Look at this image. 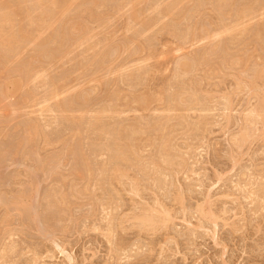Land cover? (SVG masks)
<instances>
[{"label": "rangeland", "instance_id": "rangeland-1", "mask_svg": "<svg viewBox=\"0 0 264 264\" xmlns=\"http://www.w3.org/2000/svg\"><path fill=\"white\" fill-rule=\"evenodd\" d=\"M0 264H264V0H0Z\"/></svg>", "mask_w": 264, "mask_h": 264}, {"label": "bare ground", "instance_id": "bare-ground-1", "mask_svg": "<svg viewBox=\"0 0 264 264\" xmlns=\"http://www.w3.org/2000/svg\"><path fill=\"white\" fill-rule=\"evenodd\" d=\"M33 1H34V0H33ZM88 1H89V0H88ZM100 1H101V0H100ZM58 2H59V1H57V5H59ZM59 3L61 4V2H59ZM260 3H261V2H260ZM33 6H34V5H33ZM119 7H120V6H119ZM244 8H245V7H244ZM244 8H243V9H244ZM250 8H252V7H250ZM218 9H219V8H218ZM254 9H255V8H254ZM250 10H251V9H248V8H247L246 11H245V10H244V11L247 13V12H249ZM257 10H258V9H257ZM258 11H259V10H258ZM7 17H8V16H7ZM8 18H9V17H8ZM8 18H6V19H8ZM97 19H98V18H97ZM229 31H230V30H229ZM11 46H12V44H11ZM6 47H7V46H6ZM10 48H11V47H10ZM10 53H12V52H10ZM1 54H2V53H1ZM172 110H173V109H172ZM166 111H167V110H166ZM166 111H165V112H166ZM133 130H134V129H133ZM144 130H145V129H144ZM134 131H135V130H134ZM136 132H137V131H136ZM138 132H140V131H138ZM143 133H144V131H143ZM134 135H137V134L134 133ZM129 136H130V135H129ZM127 138H128V137H127ZM132 138H133V137H132ZM134 139H135V138H133L132 141H134ZM129 140H130V138H129ZM162 141H163V140H162ZM162 141H161V142H162ZM133 144H134V142H133ZM130 145H131V144H130ZM161 145H162V144H161ZM164 145H166V144H164ZM132 146H134V145H132ZM132 146H131V147H132ZM162 146H163V145H162ZM135 147H136V146H134V148H135ZM164 147H166V146H164ZM127 148H128V147H127ZM169 148H170V146H169ZM129 149H131V148H129ZM135 149H136V148H135ZM135 149H134V152H136ZM165 149H166V148H164V150H165ZM122 150H123V149H122ZM118 151H119V149H118ZM162 151H163V150H162ZM119 152H120V151H119ZM119 152H118V153H119ZM164 152H165V151H164ZM123 153L125 154V152H122V154H123ZM122 154L120 153L119 155H122ZM160 154H161V153H160ZM119 155H117V158H118ZM162 155H163V154H162ZM124 156H127V155H124ZM164 156H166V154H165ZM138 157H139V156H138ZM166 157H167V156H166ZM168 157H169V156H168ZM163 158H164V157H163ZM162 160H163V159H162ZM163 161H164V160H163ZM166 161H167V160H166ZM143 162H144V161H143ZM167 162H168V161H167ZM169 162H170V161H169ZM169 162H168V163H169ZM164 163H165V162H164ZM157 164H158V163H157ZM150 165H151V164H150ZM153 165H154V163H153ZM157 170H158V169H157ZM114 171H115V170H114ZM154 180H155V179H154ZM161 186H162V185H161ZM136 192H137V191H136ZM261 199H262V198H261ZM145 212H146V211H145ZM146 213H147V212H146ZM142 214H144V213H142ZM142 214H141V215H142ZM147 214H148V213H147ZM167 214H168V213H167ZM144 215H145V216H144V217L142 218V220H141V222H142L141 225H142L143 227H145L146 230H147V227L150 228L153 224H157V223H156L157 218H155V219H156V220H155L153 217H150V216H149V215H151V213H149L148 215H146V214H144ZM139 216H140V215L138 214V217H139ZM142 216H143V215H142ZM169 216H170V215H169ZM140 217H141V216H140ZM154 217H155V215H154ZM136 218H137V217H136ZM162 218H163V217H162ZM164 218H165V217H164ZM171 218H172V217H171ZM158 219H159V218H158ZM135 220H137V219H135ZM160 220H162V219H160ZM157 221H158V220H157ZM169 221H170V220H169ZM137 223H138V222H137ZM163 223H164V222H163ZM217 223H218V222H217ZM159 224H160V222H159ZM137 225L139 226V223H138ZM157 225H158V224H157ZM154 227H155V226H154ZM140 228H141V227H140ZM152 228H153V227H152ZM141 229H142V228H141ZM155 229H156V228H155ZM150 230H151V229H150ZM153 230H154V228H153ZM63 251H64V250H63Z\"/></svg>", "mask_w": 264, "mask_h": 264}]
</instances>
